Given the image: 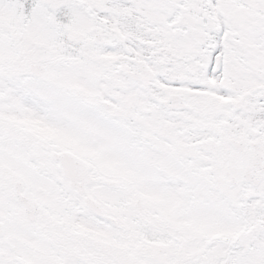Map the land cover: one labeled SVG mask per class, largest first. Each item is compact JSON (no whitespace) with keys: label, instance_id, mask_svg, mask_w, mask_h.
<instances>
[{"label":"snow or ice","instance_id":"1","mask_svg":"<svg viewBox=\"0 0 264 264\" xmlns=\"http://www.w3.org/2000/svg\"><path fill=\"white\" fill-rule=\"evenodd\" d=\"M0 264H264V0H0Z\"/></svg>","mask_w":264,"mask_h":264}]
</instances>
